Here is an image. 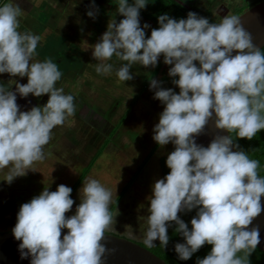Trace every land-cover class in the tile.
<instances>
[{
    "label": "clouds",
    "instance_id": "obj_1",
    "mask_svg": "<svg viewBox=\"0 0 264 264\" xmlns=\"http://www.w3.org/2000/svg\"><path fill=\"white\" fill-rule=\"evenodd\" d=\"M147 4L146 0L131 4L118 0L117 13L124 18L108 22L91 48L100 62L95 71L102 75L115 71L123 83L133 79V65L154 68L161 55L163 63L171 65L169 77H178L172 80L178 94L162 88L156 79L149 81L153 98L164 105L152 139L160 147L169 143L175 147L165 162L169 173L155 181L147 197L144 245L153 248L159 240L160 247L166 248L168 228L174 223L175 232L184 239L174 245L179 259H190L208 244L211 251L196 264H250L260 233L249 225L262 211L264 177L258 172L260 162L249 158L235 140H251L264 130V53L238 16L212 23L192 11L179 20L163 14L157 18L159 27L146 38L150 25L141 26L140 10ZM90 9L86 15L94 20L98 13L94 0ZM22 12L14 0L0 6V74L27 77L26 84L15 80L0 84V170L9 168L4 179L8 184L45 159L52 130L76 110L74 96L55 87L61 78L57 64L34 60L41 37L19 31ZM113 57L123 62L118 69L109 63ZM12 84L15 91L10 90ZM17 94L49 98L43 106L20 111ZM213 115L215 128L228 135H217L204 147L196 137ZM71 192L63 184L56 191L44 187L20 206L12 233L20 241L21 259L31 257L30 264H105L107 256L114 254L115 249L104 242L120 214L117 207L114 212L110 209L117 204L113 191L96 179L86 180L75 214L66 217L74 204ZM193 209L197 211L189 230L178 214ZM62 229L68 232L61 238Z\"/></svg>",
    "mask_w": 264,
    "mask_h": 264
},
{
    "label": "rangeland",
    "instance_id": "obj_2",
    "mask_svg": "<svg viewBox=\"0 0 264 264\" xmlns=\"http://www.w3.org/2000/svg\"><path fill=\"white\" fill-rule=\"evenodd\" d=\"M220 0H204L199 8L182 5L189 11L206 17L209 22L219 23L223 11L237 15L255 0H232L223 8ZM9 0H0V6ZM23 12L18 20L19 31H31L41 37L34 60H51L57 64L61 78L55 87L63 88L64 94L74 96L75 114L62 126L52 130V138L44 147L45 159L36 162L25 176L14 178L11 184L4 181L9 168L0 170V229L15 226L17 213L22 204L39 195L43 188L56 191L58 185L72 189L74 200L66 217L75 214L80 203L79 190L88 179H96L113 191L110 209L117 207L115 230L118 234L144 244L149 215V197L152 185L163 178L159 159L174 150L169 143L163 147L152 139L153 128L159 121L164 105L153 98L150 79H156L164 89L179 88L169 80L171 65L163 63L160 56L156 67L133 65V79L120 82L113 71L110 75L98 74L95 67L99 61L92 56V47L107 29V23H117L124 17L117 13L118 0H94L98 9L95 19L86 15L92 0H14ZM140 10V24L146 38L151 30L159 27L157 18L167 14L174 19H186L187 11L174 0H146ZM133 3V0H129ZM109 63L118 69L121 61L113 57ZM9 80L27 83V77H10L0 74V84ZM15 91V84L11 85ZM48 95L22 98L17 94L20 111L43 106ZM136 153L138 155H136ZM119 181V182H118ZM116 191V196H115ZM155 242V241H154ZM145 246V245H144Z\"/></svg>",
    "mask_w": 264,
    "mask_h": 264
},
{
    "label": "water",
    "instance_id": "obj_3",
    "mask_svg": "<svg viewBox=\"0 0 264 264\" xmlns=\"http://www.w3.org/2000/svg\"><path fill=\"white\" fill-rule=\"evenodd\" d=\"M243 27L252 35L253 43L260 48L264 44V0H259L237 15ZM235 51L233 55H235ZM199 66V64H198ZM215 116L213 115L204 131L196 137V143L207 147L212 139L217 135H228L226 130L216 129L214 126ZM234 150V149H233ZM261 213L253 219L252 227H258L260 233V243L257 248L264 253V196L261 197ZM13 227L0 229V264H30L31 257L21 259L18 245L20 241L13 236ZM62 235L67 234V229L61 230ZM105 237L106 246L115 249L114 254L107 256L105 264H166L148 248L136 241L126 237L107 232ZM26 251V250H25Z\"/></svg>",
    "mask_w": 264,
    "mask_h": 264
},
{
    "label": "trees",
    "instance_id": "obj_4",
    "mask_svg": "<svg viewBox=\"0 0 264 264\" xmlns=\"http://www.w3.org/2000/svg\"><path fill=\"white\" fill-rule=\"evenodd\" d=\"M260 51L264 53V44L260 47ZM194 63H196L198 66V62L194 61ZM173 79H178V77H169L170 81H172ZM230 135L233 136L234 139L236 138L235 132L230 133ZM235 142L240 146L241 149L248 153L249 158L256 159L260 162V168L258 169V172L260 176L264 177V130H260L251 140L236 138ZM235 150L236 149H234V151ZM166 158L167 157H162L159 159L160 169L163 177H165L170 171L165 163ZM196 211L197 209H193L192 211L182 212L178 214L180 216V219L188 224L189 230L191 229L190 220L193 216L196 215ZM175 227L176 225L173 223L168 228L169 243L166 248L162 249L160 247L159 240H156L154 242V244L156 245L155 247L148 248L158 257L163 259L166 264H196L198 259H203L211 251L212 245L205 244L197 252H195L190 259H179L174 250V245L176 243H184V239L179 233L175 232ZM141 245L144 246V244ZM249 259L250 264H264V253L256 248V250L250 255Z\"/></svg>",
    "mask_w": 264,
    "mask_h": 264
},
{
    "label": "crops",
    "instance_id": "obj_5",
    "mask_svg": "<svg viewBox=\"0 0 264 264\" xmlns=\"http://www.w3.org/2000/svg\"><path fill=\"white\" fill-rule=\"evenodd\" d=\"M174 1L177 4V6L181 7L182 9H184L187 12H188V10L186 8L182 7V5L190 8V5L192 4L191 8L198 9L200 2H202V1L204 2V0H174ZM257 1H259V0H255L253 3H255ZM232 2H233L232 0H220L219 1L220 5H222L223 8H227V5H229V7H230ZM247 7L248 6L243 7V10L246 9ZM222 14H223V16H230L229 12H227V11H223Z\"/></svg>",
    "mask_w": 264,
    "mask_h": 264
},
{
    "label": "flooded vegetation",
    "instance_id": "obj_6",
    "mask_svg": "<svg viewBox=\"0 0 264 264\" xmlns=\"http://www.w3.org/2000/svg\"><path fill=\"white\" fill-rule=\"evenodd\" d=\"M118 235V234H117ZM139 243V242H138ZM139 244H141V243H139Z\"/></svg>",
    "mask_w": 264,
    "mask_h": 264
}]
</instances>
